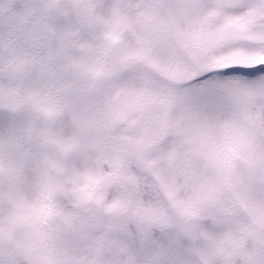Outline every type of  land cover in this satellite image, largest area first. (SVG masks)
Returning a JSON list of instances; mask_svg holds the SVG:
<instances>
[{
  "label": "snow or ice",
  "instance_id": "snow-or-ice-1",
  "mask_svg": "<svg viewBox=\"0 0 264 264\" xmlns=\"http://www.w3.org/2000/svg\"><path fill=\"white\" fill-rule=\"evenodd\" d=\"M0 264H264V0H0Z\"/></svg>",
  "mask_w": 264,
  "mask_h": 264
}]
</instances>
